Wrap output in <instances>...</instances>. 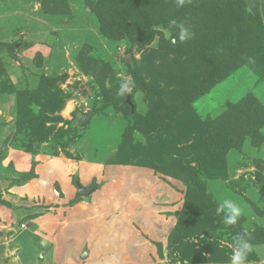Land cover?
I'll list each match as a JSON object with an SVG mask.
<instances>
[{"label":"rangeland","instance_id":"rangeland-1","mask_svg":"<svg viewBox=\"0 0 264 264\" xmlns=\"http://www.w3.org/2000/svg\"><path fill=\"white\" fill-rule=\"evenodd\" d=\"M97 1L0 0V264H163L165 257L169 264H230L233 238L226 229L211 232L209 241L190 238L193 246L171 240L188 191L183 178L160 167L174 160L196 165L217 203L232 199L244 209L241 226L264 228V120L243 118V99L264 108V57L254 63L259 70L244 63L195 91L196 72L156 64L173 58H161L158 35L155 46L152 40L139 48L126 36L100 33L92 11ZM243 1L264 27V0ZM147 50L157 55L153 66L140 62L142 75L162 98L135 92L140 127L133 126L122 146L131 109L118 108L127 96L115 93L118 74H130L133 59ZM106 67L112 71L104 79L107 102L100 85ZM44 81L59 104L36 116L33 128L18 131V95ZM79 90L87 103L70 111L68 101ZM95 104L80 129L78 115ZM43 117L47 138L39 133ZM197 153L200 164L191 160ZM76 178L101 186L76 199ZM28 233L31 239L22 237ZM253 245L260 252L248 264H264V242Z\"/></svg>","mask_w":264,"mask_h":264},{"label":"trees","instance_id":"trees-1","mask_svg":"<svg viewBox=\"0 0 264 264\" xmlns=\"http://www.w3.org/2000/svg\"><path fill=\"white\" fill-rule=\"evenodd\" d=\"M92 11L99 21L100 33L105 36L114 38L126 36L131 45L137 44L141 48L150 44L153 38L158 35V45L162 51L161 58L163 55L168 57L171 54L173 58L169 59L170 61L161 59L156 64L160 65L166 62L168 69L176 67L182 72H196L197 75L195 74L196 76L190 82L195 91L208 89L244 63L251 64L253 69L259 70V66L254 63L264 57V27L259 15L249 11L243 0H191L190 3H186L181 8L175 5L174 0H98L92 6ZM171 19L183 21L186 25H190L195 32V38L185 43L179 41L176 44L171 43L170 38L164 37L162 31L158 29V27L167 29ZM172 34L175 35L174 29ZM144 53L145 55L140 61L133 59L130 64V74L136 81V91H147L149 96L158 92L156 94L158 97L156 101H158L162 98L160 90H152L154 87L148 86L149 83L145 82L140 66L142 61L153 66L152 63L153 61L155 63L157 53L153 50H147ZM144 59L147 60L144 61ZM108 72H112L109 67L101 72L103 80L100 83L102 88L101 99L105 102L111 96L104 84ZM50 89V85L44 81L33 90L21 91L22 95L17 97L18 131L27 127L33 128L32 121L39 114H44L46 111L53 112L57 106L55 104H59L60 99L58 93ZM129 95L130 101L133 103L132 94ZM243 101H245L243 106L246 110L243 114L245 122L257 123V121L264 120V108L259 103L252 102L250 98L243 99ZM124 103L130 111V104L120 100L117 104L118 108H121ZM32 105H38L39 110L34 112ZM92 111H97L96 104L93 105ZM135 114V110L128 114L129 126L123 135L122 146L133 126L140 127L135 125L137 122ZM43 118L41 120L43 127L39 133L41 134L40 138H47V132L43 131L47 126L45 125L47 118ZM47 130L49 131V129ZM207 131L206 134H209L210 137L215 134L211 130ZM223 135L225 145H228L227 135L225 133ZM201 141L210 144V138H202ZM217 152L219 155L222 153L219 150ZM192 159H196L197 163L200 164L202 155L197 153ZM195 167L189 166V164L184 165L177 160H174L166 169L160 167V170L162 169L166 174L183 178L188 191V203L179 215L176 223L177 230L172 235L171 240L180 242L181 248L184 246L182 244L184 240L185 246H193L192 243L187 242L190 238L203 235L202 237L209 241L211 232L226 229L231 239L247 231L252 234V243L264 242V228L262 227H256L249 231L239 224L240 220L232 226H226L222 223L225 213L221 212L219 216L216 214L218 203L207 192L206 186L199 176V171ZM219 167L221 166L219 165ZM81 196L76 192V199ZM205 245L208 246L207 241ZM191 250L195 256L198 255L192 247ZM200 256L198 260H204ZM250 260H257L254 253L249 255L248 261Z\"/></svg>","mask_w":264,"mask_h":264},{"label":"clouds","instance_id":"clouds-1","mask_svg":"<svg viewBox=\"0 0 264 264\" xmlns=\"http://www.w3.org/2000/svg\"><path fill=\"white\" fill-rule=\"evenodd\" d=\"M191 0H174L175 5L178 8L184 7L186 3H190ZM175 30V35L172 34V30ZM161 31L165 36L170 38L171 43L176 44L188 42L195 38V32L190 25H186L183 21H177L171 19L167 29L161 27ZM157 41L153 40V46ZM139 59V57H136ZM118 88L116 95L120 98H125L126 95L132 94L134 96L137 85L135 79L130 74H118ZM221 212L225 215L222 219V223L226 226L236 225L244 214V209L239 203L232 199H224L218 202L216 207V214L219 216ZM246 237V238H245ZM252 234L245 231L242 234H238L233 238V245L230 254V264H248L249 255L253 252L259 253V247H254L252 243ZM163 264H169L167 257H165Z\"/></svg>","mask_w":264,"mask_h":264},{"label":"water","instance_id":"water-1","mask_svg":"<svg viewBox=\"0 0 264 264\" xmlns=\"http://www.w3.org/2000/svg\"><path fill=\"white\" fill-rule=\"evenodd\" d=\"M128 57H129V54H128ZM125 102L128 103V104H130L131 113H133L134 106H133V103L130 101V95L129 94L126 96ZM93 114H94V112L92 110H88L84 114L78 115L77 121H76V124L78 125V127L80 129L85 128V126L87 125L88 121L91 119V117L93 116ZM75 185H76V188H77V192L79 194H81L83 196H88L91 193H93L95 190H97L101 186V183L95 182L92 185L84 186L76 178L75 179Z\"/></svg>","mask_w":264,"mask_h":264},{"label":"built area","instance_id":"built-area-1","mask_svg":"<svg viewBox=\"0 0 264 264\" xmlns=\"http://www.w3.org/2000/svg\"><path fill=\"white\" fill-rule=\"evenodd\" d=\"M77 96H78L77 100H74V99L71 100L70 99V101H68V104H70L72 102V105H73V107L71 108L70 111H73L76 107H79L82 103H87L85 98L83 97V90H79L77 92Z\"/></svg>","mask_w":264,"mask_h":264},{"label":"crops","instance_id":"crops-1","mask_svg":"<svg viewBox=\"0 0 264 264\" xmlns=\"http://www.w3.org/2000/svg\"><path fill=\"white\" fill-rule=\"evenodd\" d=\"M87 186V185H86ZM76 190H77V188H76ZM69 233H73L72 231H69ZM31 234L30 233H28V234H25L24 236H22L23 238H30L31 239Z\"/></svg>","mask_w":264,"mask_h":264}]
</instances>
